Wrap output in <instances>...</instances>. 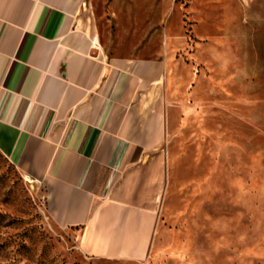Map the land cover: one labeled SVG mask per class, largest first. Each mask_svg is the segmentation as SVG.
Here are the masks:
<instances>
[{"label": "rangeland", "instance_id": "obj_1", "mask_svg": "<svg viewBox=\"0 0 264 264\" xmlns=\"http://www.w3.org/2000/svg\"><path fill=\"white\" fill-rule=\"evenodd\" d=\"M109 57L163 58L166 180L141 258H93L0 152V264H264V0H86Z\"/></svg>", "mask_w": 264, "mask_h": 264}, {"label": "crops", "instance_id": "obj_2", "mask_svg": "<svg viewBox=\"0 0 264 264\" xmlns=\"http://www.w3.org/2000/svg\"><path fill=\"white\" fill-rule=\"evenodd\" d=\"M86 0H0V152L93 258H141L166 180L163 58L109 57Z\"/></svg>", "mask_w": 264, "mask_h": 264}]
</instances>
